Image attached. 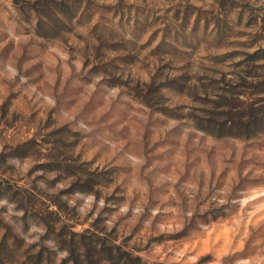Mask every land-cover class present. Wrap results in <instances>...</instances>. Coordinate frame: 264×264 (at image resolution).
Listing matches in <instances>:
<instances>
[{
  "label": "rangeland",
  "instance_id": "1",
  "mask_svg": "<svg viewBox=\"0 0 264 264\" xmlns=\"http://www.w3.org/2000/svg\"><path fill=\"white\" fill-rule=\"evenodd\" d=\"M0 264H264V0H0Z\"/></svg>",
  "mask_w": 264,
  "mask_h": 264
}]
</instances>
